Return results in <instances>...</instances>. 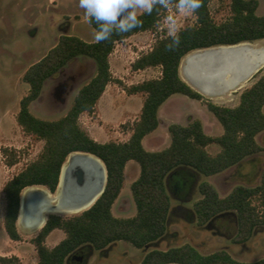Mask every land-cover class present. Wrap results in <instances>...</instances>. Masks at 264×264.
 <instances>
[{"label":"trees","instance_id":"1","mask_svg":"<svg viewBox=\"0 0 264 264\" xmlns=\"http://www.w3.org/2000/svg\"><path fill=\"white\" fill-rule=\"evenodd\" d=\"M211 1L201 0V7L193 13L196 25L178 32L180 43L177 47L169 50L166 45L170 37L161 38L150 52L132 64L133 72L159 67L160 78L126 86L122 80L114 78L110 64L117 44L158 28L167 10L160 5L151 15L140 16L142 27L123 34L114 32L109 40L101 43L86 42L71 35V24L67 20L60 27L61 35L56 45L24 73L23 81L30 89L20 101L16 120L26 135L35 136L45 145L38 159L15 175L3 189L6 199L4 228L9 239L22 241L18 230L22 193L31 187H43L54 195L63 165L71 154L96 156L107 174L105 191L89 210L71 217L56 214L47 217L44 227L30 242L36 248L38 264H85L94 252H103L118 242L146 251L167 232L172 208L167 182L171 176L174 178L185 171L196 176H216L262 151L257 137L264 133V71L253 86L241 94L238 106L204 102L208 112L222 126V135H208L202 121L196 119L187 125L168 127L171 138L168 148L152 152L144 147V139L161 125L159 111L168 99L183 95L205 101L203 95L181 77V62L187 55L198 50L264 40V15L257 14L258 0H231V18L219 25L211 17ZM169 5H175V0H169ZM89 24L96 30L94 22ZM81 57L96 64V75L78 90L66 115L57 120L36 117L31 106L42 98L47 83ZM112 83L122 86L128 95H145L141 116L133 124L131 137L125 143H100L80 123L83 114L96 112L98 101ZM211 145H218L220 152L210 154L207 148ZM130 161L140 166V176L131 186L137 214L124 219L115 217L112 209L122 192L125 169ZM14 165V160L9 162V166ZM199 193L201 199L194 204V211L200 226L222 214L235 213L238 233L234 242L237 244L250 241L255 230L264 227V173L258 186H237L225 197L207 181L200 184ZM57 229L64 231L66 238L49 248L47 238ZM146 252L138 264H264V259L238 261L226 251L203 255L189 244ZM81 257L83 262H79ZM19 262L18 257L0 258V264Z\"/></svg>","mask_w":264,"mask_h":264},{"label":"rangeland","instance_id":"2","mask_svg":"<svg viewBox=\"0 0 264 264\" xmlns=\"http://www.w3.org/2000/svg\"><path fill=\"white\" fill-rule=\"evenodd\" d=\"M258 1L259 8L257 14L263 16L264 0ZM230 6L231 0H212L210 2L211 17L216 24H222L231 18ZM140 12L142 10H138V15ZM168 15L176 18L178 32L186 27L195 26L197 22L193 13L178 12L175 5H169L163 14L158 28L154 32L135 36L128 43H123V46L115 48L111 58V70L114 78L120 79L121 77L122 79L120 80H122L124 85L133 86L142 83L141 80L145 77H147V80L161 77V69L159 67L154 68L146 76L136 75L131 67L141 55L150 52L159 39L169 36L165 20V17ZM67 20L72 23L70 32L72 35L86 42H95V29L89 24L84 10L79 7V0H0V258L18 257L20 259L19 264H38L36 248L30 242L41 230L31 231L26 229L23 224H19L18 230L22 236L21 243H13L7 237L3 224L6 209V199L3 189L8 181L23 171L27 165L38 159L45 145L43 141L35 136L26 135L16 120L20 111V101L28 94L30 89V86L23 81V75L32 64L42 59L54 47L61 35L60 27ZM250 44L263 45L264 40ZM121 50L124 52L122 61H120L119 56ZM136 56L138 57L137 59ZM184 59L181 62L180 71L181 77L186 81L182 72ZM263 71L264 69L261 72ZM261 72L253 77L244 89L231 92L226 96L210 97L202 94L205 101H196L186 96L178 95L179 97L173 103L172 108L175 107L174 110H182V115L179 114L178 118L183 125H187L192 120L199 119L206 126L208 135L219 136L220 130L213 119L215 117L208 112L204 102L211 101L214 104L228 107L238 106L241 94L253 86L261 75ZM95 75L96 64L92 60L81 59L74 63L67 72L57 75L55 79L47 83L42 98L31 106V112L36 117L44 120L60 119L66 114L67 109H69L77 93L76 91L87 84ZM64 82L69 84V88L62 92L60 85ZM110 85L107 89L106 97H110L115 93L114 97L117 102L115 108L103 99L97 106L98 112L91 116L85 115L81 120L82 123H80L84 129L86 123L89 122H97L99 125H102L99 121V113L101 112L104 117L112 122L111 125L106 126L104 129L106 134L105 140L107 141L105 143H125L130 139L131 135L129 136L128 132L132 134L131 128L139 120L142 110L140 111L139 109L138 97H131L118 84L112 83ZM143 96L145 97V95ZM203 112L209 114L210 117L207 118L205 115H202ZM159 117L162 123L156 133L150 135L145 144L143 141L144 147L148 151H162L168 148L171 143L168 127L171 124L177 123H174V119L168 118L165 115V111H162ZM257 141L262 148L260 153L248 157L239 166L229 169L222 174L212 177H199L189 171H185L176 174L174 178L171 176L167 185L172 206L179 205L181 200L191 198L192 202L188 206L190 209L194 208L196 199L201 198L199 187L204 181L211 183L221 197L227 196L237 186L249 188L258 186L264 173V133H261L257 137ZM207 151L212 155H216L220 151V147L218 145H211ZM12 160L15 161V165L11 167L9 166V162ZM131 163L137 166L139 173L138 171L135 172L132 166L127 168L121 194V205L128 208L127 212L121 216L124 219L132 218L137 214L131 186L140 176V166L135 161ZM177 187L180 189L178 193L175 190ZM36 188L46 189L43 187ZM228 214L236 216L235 213ZM76 215L79 214L61 216L71 217ZM116 215H118L117 211ZM193 224L195 225V222H193L191 216H188L186 221H180L176 216L172 215L169 219L168 227L177 228L182 233L183 238L186 234L191 233L194 240L202 242L209 240L207 239L209 236L219 237V235H223L230 238L234 235L236 237L238 233L235 221L228 220V218L227 220H219L212 225L211 230L209 229L204 232L196 231V225L194 226ZM216 243L215 241V246L217 245ZM206 244L208 246L214 243L210 241L206 242ZM233 244L237 243L233 242ZM49 245H53L52 240L49 241ZM163 247L161 244L154 243L146 251L151 249L161 250ZM146 251H143V253H147ZM119 252H129L137 262L142 256V250L128 243H123L119 248ZM108 254L109 252L104 255ZM105 256H96L93 264H97ZM113 257L118 258L119 256L114 255ZM242 257L240 258L241 262H256L264 259V227H259L255 230ZM70 264L78 263L72 262ZM85 264H88V261Z\"/></svg>","mask_w":264,"mask_h":264},{"label":"crops","instance_id":"3","mask_svg":"<svg viewBox=\"0 0 264 264\" xmlns=\"http://www.w3.org/2000/svg\"><path fill=\"white\" fill-rule=\"evenodd\" d=\"M71 24V28H70V32H71V29H72V23ZM147 32H144V33H140V34H137V35H134L132 36L131 38L117 44L116 48L120 47V46H123L124 44L123 43H128V41L130 39H132L133 37L135 36H141L143 34H145ZM71 34V33H70ZM72 35V34H71ZM56 45V44H55ZM54 45V46H55ZM113 56V53L112 55L110 56V64H111V58ZM120 61H122L123 57H124V52L121 50L120 51ZM138 57L136 56V59ZM81 59H88V58H85V57H81V58H78L75 62L71 63L68 67H66V69L60 73V74H63L65 72H67L70 67L80 61ZM90 60V59H88ZM120 63V62H119ZM120 65V64H118ZM161 69V68H159ZM152 70H154V68H148V69H145V70H140L138 72H135L136 75L137 74H140V76H146L148 73H150ZM84 75V73H83ZM160 76H161V72H160ZM55 79V78H53ZM51 79V80H53ZM120 79H122L120 77ZM147 80V77H145L144 79L141 80V82ZM47 86V85H46ZM111 85H108L107 88H106V91L105 93L103 94V96L101 97V99L98 101L97 103V106L99 104V102L103 101V99L106 100V102H109V104H111V106H113L115 108L117 102H116V99L114 97V94L110 97H106V94H107V89L110 87ZM46 88V87H45ZM79 90V89H78ZM78 90L76 92H78ZM44 92H45V89H44ZM131 97H138L139 99V109L140 111L142 110V107H143V104H144V101H145V97L142 95V94H137V95H131ZM177 97H179L178 95H174L172 96L170 99H168V101L166 103H164L162 105V107L160 108V111H159V114H161L162 111H165V115L168 117V118H172L175 120L174 123H177V124H182L178 118V115H182V110H174L173 107V103H175L177 101ZM73 101V100H72ZM72 104V102H71ZM96 106V112H98V107ZM68 110V109H67ZM96 112L93 114L95 115ZM67 113V111H66ZM66 115V114H65ZM64 115V116H65ZM85 115H89V114H83L80 118V122L81 120L85 117ZM202 115H205L207 118L210 117L209 114H207L206 112H203ZM91 116V115H90ZM201 119H203L202 117H200ZM92 119V118H91ZM99 121L102 123V125H99L97 122H89V123H86L85 125V129L88 131V133L96 140V141H99V142H107L105 139H106V134L104 132V129L106 126H109L111 125L112 122H110L106 117L103 116V114L100 112L99 113ZM214 119V123H216L218 129L220 130V135L223 134V128L222 126L220 125V123L216 120V118H213ZM82 123V122H81ZM183 125V124H182ZM204 129H205V132L207 133V129H206V126L204 125ZM157 131V130H156ZM156 131H154L152 134L150 135H153L156 133ZM128 135L130 136L131 133L128 132ZM150 135H148L145 139H144V144L145 142L147 141V139L150 137ZM219 135V136H220ZM104 139V140H102ZM208 149V148H207ZM149 151H152V152H155L154 150H149ZM220 152V151H219ZM219 152H217L216 154H218ZM132 161L128 162L127 166H126V169H125V178H126V172H127V168L129 166H132L133 170L136 172L138 171L137 169V166L135 164H132L131 163ZM139 173V171H138ZM200 177V175H198ZM123 190V189H122ZM176 190V193L179 192V188H175ZM122 194V192H121ZM121 194H120V197L118 198V200L115 202L114 206H113V214L115 217H118V218H124V217H121L123 216L128 208L127 206H124V205H121V201H122V197H121ZM201 198L199 199H196V202L199 201ZM21 201H22V198H21ZM190 202H192V199H188V200H181L180 201V204L177 205V206H172L171 208V212H170V217L172 215L176 216L180 221H186V218L188 216H191L193 218V222H195V225H196V231H206V230H209L212 225L216 222H218L219 220H234L235 221V225H236V230H237V217L234 215V214H228V213H225V214H222L218 217H216L215 219H213L212 221H210L209 223L205 224V225H202L200 226L197 222V216H196V213L194 211V208L190 209L188 204H190ZM116 211H117V214L116 215ZM123 214V215H122ZM20 216H21V213H20ZM20 216H19V219H20ZM169 217V219H170ZM18 219V227H19V224H20V221ZM230 222H233V221H230ZM3 224H4V217H3ZM194 225V224H193ZM194 225V226H195ZM5 229V228H4ZM27 229V228H26ZM29 230V229H28ZM211 230V229H210ZM6 233V231H5ZM236 234V233H235ZM7 235V233H6ZM234 235V234H233ZM235 236V235H234ZM234 236H231L230 238H227L226 236H223V235H219L218 236H209V240H206V242H210L212 241L214 244H210L208 246H206V242H202V241H198V240H194L192 238V234L191 233H188L186 234V236L183 238L182 237V233L177 229V228H171L170 226L168 227L167 229V232L166 234L160 239L158 240L155 244H161L163 245V251H166V250H169L171 248H175V247H180V246H183V245H191L193 246L197 251H199L201 254L203 255H208V254H211V253H214V252H217L218 250H224L228 253L231 254V256L233 258H236L240 261V258H243L242 255L243 253L246 251V248L248 247L250 241L246 242V243H242V244H233L234 242ZM8 237V235H7ZM66 238V234L64 231L62 230H54L47 238V245L48 247L50 248H54L55 246H57L61 241H63L64 239ZM52 240V243L53 245L50 246L49 245V241ZM215 241L217 242L216 246H215ZM220 241V242H219ZM233 241V242H232ZM13 243H21V242H14L12 241ZM125 243V242H118L116 244H112L110 245L105 251L103 252H94L91 257L89 258L88 260V264H93L94 263V260H95V257L98 256V255H103L105 256L104 254H107L109 252V256L106 255L105 257L102 258V260L98 261L97 264H138L139 262H141V260L143 259V257L145 256L146 253H143V250H142V256L140 257V259L137 261H135L132 257V255H130L129 252H125V253H120L119 252V248L121 247V245ZM223 244V245H222ZM214 245V246H212ZM239 248L240 251H239ZM119 252V253H118ZM114 255H118L119 257L118 258H114L113 256ZM238 256H241V257H238ZM136 262V263H135ZM247 262V261H246Z\"/></svg>","mask_w":264,"mask_h":264},{"label":"bare ground","instance_id":"4","mask_svg":"<svg viewBox=\"0 0 264 264\" xmlns=\"http://www.w3.org/2000/svg\"><path fill=\"white\" fill-rule=\"evenodd\" d=\"M211 50L197 51L187 55L182 66L184 76L193 80L190 75L191 65L202 62L206 58L214 56L215 52L217 53L216 50ZM218 51L219 53H228L227 55L237 54L238 57L234 60H239V68L238 71L228 73L223 79L218 80L214 87L205 88V86L199 85L206 95L226 96L231 92L244 89L252 78L264 69V44L244 43L235 47L221 48ZM96 163L100 168L103 166L98 160ZM67 168L68 162L65 165V170ZM22 197L23 209L19 219L20 224L31 231H40L44 227L48 215L81 214L95 204L100 194L94 199L88 195L77 199L74 203L64 204L62 202V188L59 189L57 194L53 195L47 189L33 187L26 189Z\"/></svg>","mask_w":264,"mask_h":264},{"label":"water","instance_id":"5","mask_svg":"<svg viewBox=\"0 0 264 264\" xmlns=\"http://www.w3.org/2000/svg\"><path fill=\"white\" fill-rule=\"evenodd\" d=\"M238 45L220 46L198 50L209 51L212 49L211 51L216 50L217 53L215 52L214 56L208 57L202 62L191 65L190 75L193 80L185 77L186 82L193 89H196L199 93L206 95L204 94L205 92L200 86H205V88L214 87L217 84L218 80L223 79L224 76L228 73L238 71L239 68V60H234L238 57L237 54L227 55L228 53H219L218 50H220L221 48H230ZM208 56H210V54H208ZM97 160L102 163L99 158L88 153H74L69 156L66 161V163L68 162V168L65 170V163L62 168L59 187L57 189V192L55 193L57 194L59 189L62 188V202H64V204L74 203L77 199H81L84 196L88 195H90V197L93 199L98 194H100L101 197V195L105 191L107 174L104 164L102 163L103 166L100 168L96 163ZM82 162L85 164H83ZM22 209L23 197L21 201L20 213L22 212ZM83 260L84 259L82 257L79 258V262H83Z\"/></svg>","mask_w":264,"mask_h":264},{"label":"clouds","instance_id":"6","mask_svg":"<svg viewBox=\"0 0 264 264\" xmlns=\"http://www.w3.org/2000/svg\"><path fill=\"white\" fill-rule=\"evenodd\" d=\"M157 5L169 7V0H79L89 22H94V40L101 43L109 40L113 33L123 34L142 27L141 15H151ZM201 7V0H175V8L182 13H195ZM138 10H142L138 15ZM170 42L166 47L171 50L180 43L176 18L165 17Z\"/></svg>","mask_w":264,"mask_h":264},{"label":"flooded vegetation","instance_id":"7","mask_svg":"<svg viewBox=\"0 0 264 264\" xmlns=\"http://www.w3.org/2000/svg\"><path fill=\"white\" fill-rule=\"evenodd\" d=\"M69 84H67V83H62L61 85H60V90H62V92H64V91H66L68 88H69V86H68ZM60 98V100H62L61 99V97H59Z\"/></svg>","mask_w":264,"mask_h":264}]
</instances>
